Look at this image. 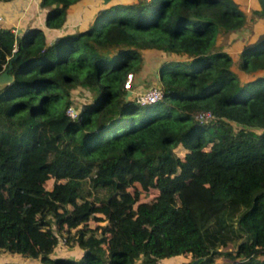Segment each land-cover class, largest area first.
<instances>
[{"label": "trees", "instance_id": "1", "mask_svg": "<svg viewBox=\"0 0 264 264\" xmlns=\"http://www.w3.org/2000/svg\"><path fill=\"white\" fill-rule=\"evenodd\" d=\"M76 1L39 0L48 29L0 19V72L12 76L0 86V254L264 264V30L239 50L236 66L253 73L242 81L214 47L245 24L234 0H107L88 26L65 29ZM143 49L166 56L161 97L140 103L124 83ZM76 87L89 95L74 104ZM61 238L80 253L54 251Z\"/></svg>", "mask_w": 264, "mask_h": 264}, {"label": "rangeland", "instance_id": "2", "mask_svg": "<svg viewBox=\"0 0 264 264\" xmlns=\"http://www.w3.org/2000/svg\"><path fill=\"white\" fill-rule=\"evenodd\" d=\"M33 1H36V0H30L29 2H33ZM236 2L239 4V8L246 15L245 24L236 30H232L228 32L220 31L215 37L214 47L226 51L231 56L232 61L234 62L232 65V68L234 71H236L239 79L243 81L251 77L253 73L243 72L240 69H238V67L236 66V62L238 61L239 50L241 49L242 45L247 40L250 41V40L256 39L257 37L256 34L264 30V19L259 18L253 14L252 8H251L252 0H236ZM101 3L103 4V1H100L97 7ZM23 9H24V5L20 4L18 8L12 9V11L14 12L9 13L8 17L6 18L10 20L9 21L10 23L11 22L15 23L16 22L15 18H17L20 14H22ZM5 16L6 15L4 14V18ZM141 54H142L141 62L138 65V69L132 72L129 86H128L129 88L128 90H130V92L126 97H136L137 98L139 94H141L142 92H144L151 86H155L157 84L156 65L160 58L166 56L164 53L157 51L155 49H143L141 51ZM261 73L264 74V70L258 71V74H261ZM88 95H89V91L83 87H76L71 92V98L74 104H77L82 99L87 98ZM148 198H150V196L143 197V199H148ZM77 202H79L78 199H77ZM95 214L98 216L99 215L102 216L100 212H96ZM60 244H59L60 246L55 247L54 251L65 252V253L72 254V255H77L80 253V250L76 246H73L70 244L67 245L65 243L62 244L61 242ZM6 257L7 258L9 257L11 259H20L25 264H41L40 261L36 258H32V259L24 258V257L21 258L15 255H9V254L7 255L5 253L0 254V262ZM221 258L223 257H218L217 260H222ZM181 260L182 259H178V258L176 259L169 258L164 262L168 264H180L179 262H181Z\"/></svg>", "mask_w": 264, "mask_h": 264}, {"label": "crops", "instance_id": "3", "mask_svg": "<svg viewBox=\"0 0 264 264\" xmlns=\"http://www.w3.org/2000/svg\"><path fill=\"white\" fill-rule=\"evenodd\" d=\"M30 0H0V17L1 20L10 23L8 20V14L13 13L12 9L18 8L21 5H24V9L22 14H20L17 18H15V23H10L11 26L18 28L19 24L24 18H30L33 23H37L42 27L46 28L43 25V8L39 6V0L29 2ZM113 2H129L131 0H111ZM236 2V0H234ZM100 3V0H77L75 3L71 4L66 9L65 19L63 23V27L65 29H82L89 25L94 14L100 8L97 5ZM238 4V3H237ZM252 10L258 9L257 0H252ZM239 6V4H238ZM3 9V11H2ZM4 14L6 15L4 18ZM89 16V17H88ZM182 259L180 264L186 260V258H182L181 256L174 257H166L159 261V264H164L167 259ZM22 264H25L21 261ZM168 264V263H165Z\"/></svg>", "mask_w": 264, "mask_h": 264}, {"label": "built area", "instance_id": "4", "mask_svg": "<svg viewBox=\"0 0 264 264\" xmlns=\"http://www.w3.org/2000/svg\"><path fill=\"white\" fill-rule=\"evenodd\" d=\"M1 19V17H0ZM130 78H131V74L127 75L126 81L124 83V87L128 88L129 86V82H130ZM162 95V91L159 87L157 86H151L150 88H148L147 90H145L144 92H142L141 94L138 95V97L136 98V100L140 103H144V102H150L156 99H159ZM66 112L73 117L75 115V111L74 109L69 106L66 109ZM195 117L198 120L201 121H206L207 119H209L211 117V113L209 111H200L198 113L195 114ZM62 239V240H61ZM59 243L64 241V238H61Z\"/></svg>", "mask_w": 264, "mask_h": 264}, {"label": "water", "instance_id": "5", "mask_svg": "<svg viewBox=\"0 0 264 264\" xmlns=\"http://www.w3.org/2000/svg\"><path fill=\"white\" fill-rule=\"evenodd\" d=\"M102 1L106 2L107 0H102ZM11 80H12V76L9 75L6 70L0 72V86L11 82ZM129 92L130 90L127 89L124 97H126L129 94Z\"/></svg>", "mask_w": 264, "mask_h": 264}]
</instances>
